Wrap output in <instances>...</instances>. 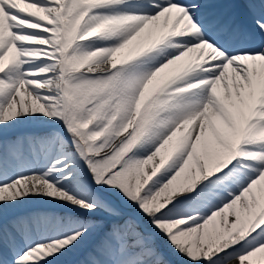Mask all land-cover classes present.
Instances as JSON below:
<instances>
[{"label": "snow or ice", "instance_id": "obj_1", "mask_svg": "<svg viewBox=\"0 0 264 264\" xmlns=\"http://www.w3.org/2000/svg\"><path fill=\"white\" fill-rule=\"evenodd\" d=\"M0 264H264V0H0Z\"/></svg>", "mask_w": 264, "mask_h": 264}]
</instances>
